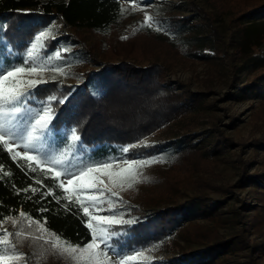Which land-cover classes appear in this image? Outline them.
I'll return each mask as SVG.
<instances>
[{"label": "rangeland", "instance_id": "obj_1", "mask_svg": "<svg viewBox=\"0 0 264 264\" xmlns=\"http://www.w3.org/2000/svg\"><path fill=\"white\" fill-rule=\"evenodd\" d=\"M121 1L125 17L107 35L54 19L49 25L57 47L47 51L65 50L62 59L52 60L63 74L49 68L38 77L24 78L56 79L75 89L85 79V72L105 62L126 61L142 67L156 62V77L171 89L202 93L199 107L134 142L141 148L133 151L136 155L164 162L142 168L141 182L132 187L115 189L121 198L117 211L124 219L150 220L151 215L173 208L176 224L164 237L148 244L128 243L122 237L128 233L116 228L121 235L114 241L118 240V247L126 246L125 251L145 250L147 259L140 264H264V89L245 91L264 74V67L238 58L239 68L234 71L225 53L204 46L211 28L202 19L204 13L210 17L228 52L235 53L244 21L254 16L264 19V10L249 13L257 6L263 9L264 0ZM146 13L155 21L152 27L141 26ZM176 20L185 25L169 29ZM0 54L15 59L24 55V48L7 46ZM254 56L264 58V43ZM68 128L60 129V135H66ZM215 130L222 131L227 141L219 150H214ZM189 144L190 149L185 147ZM59 147L62 141L53 136L42 145V151L56 155ZM121 147L83 144L79 155L100 159L119 155ZM103 179L107 184V177ZM165 221L169 223L170 218ZM22 227L21 237H10L24 254L14 264H72L43 240L32 239L39 235L35 224L28 228L23 218L0 224V229L13 233ZM223 239L230 240L228 249L212 254L209 247ZM111 259L117 257L111 255Z\"/></svg>", "mask_w": 264, "mask_h": 264}, {"label": "trees", "instance_id": "obj_2", "mask_svg": "<svg viewBox=\"0 0 264 264\" xmlns=\"http://www.w3.org/2000/svg\"><path fill=\"white\" fill-rule=\"evenodd\" d=\"M263 10L264 7L261 9L257 6L249 13ZM202 16L211 28L204 46L225 53L234 71L239 68L236 65L238 58L264 67V58L254 56L255 49L264 43V19L254 16L244 21L239 28L237 52L229 53L226 43L213 28L210 17L205 13ZM124 17L125 7L121 0H0V25L8 26L0 31V49L5 46L24 48L33 33L56 18L76 29H88L107 35ZM182 25L185 23L176 20L168 28L175 29ZM46 46L49 50L57 47L54 39H46ZM70 56L68 53L67 58ZM157 64L153 62L142 67L126 61L118 64L105 62L98 69L85 72V79L75 89L73 85L58 83L56 79L38 85V98L55 94L56 101L52 103L55 117L52 124L58 130L76 127L77 134L87 147L101 146L107 149V145L127 146L169 122L176 121L186 112L199 107L202 102V93L175 91L168 83H163L162 79L156 77L159 68ZM248 86L245 91L264 89V74ZM61 99L63 103L59 102ZM215 134L218 138L214 140V150H219L227 141L223 140L222 131L215 130ZM191 146L189 144L185 147L190 149ZM139 149L136 147L133 151ZM21 163L19 159L14 161L7 150H0V217H8V222L22 218L19 213L24 212L33 219L46 218L47 229L73 244L80 242L82 245L90 240L89 230L82 223V217L77 214L74 205L70 211H66L63 200L57 203L52 196L41 197V191L46 190L43 186L52 185L54 181L43 177L39 171L28 172L20 166ZM34 180H42L43 186L35 184ZM29 185L37 187L38 191H22ZM18 189L21 191L17 192ZM55 191L59 195V191ZM151 217L145 221L136 219L133 224L116 228L128 233L122 236L124 241L148 244L153 239L164 237L177 220L173 208ZM168 218L171 224L165 221ZM229 243V239H223L209 247V251L216 254L228 249Z\"/></svg>", "mask_w": 264, "mask_h": 264}, {"label": "snow or ice", "instance_id": "obj_3", "mask_svg": "<svg viewBox=\"0 0 264 264\" xmlns=\"http://www.w3.org/2000/svg\"><path fill=\"white\" fill-rule=\"evenodd\" d=\"M153 23V17L146 13L141 26L152 27ZM7 27L0 25V31ZM157 30H161L159 25ZM45 39H55L51 25L39 28L29 37L24 45L23 56L12 59L0 54V150H7L14 161H22L20 166L28 172L39 171L43 177L52 179L54 184L47 186H43L42 180H34L35 184L46 188L41 191V197L52 196L57 203L63 200L66 211H70L74 205L91 238L82 245L80 242L73 244L67 238H61L47 229L46 218L33 219L24 212H20L19 216L24 219L26 227L36 225L39 235L33 236V240H43L55 254L67 257L72 264H140L147 259L145 250L125 251L126 246L118 247V240L114 241V237L121 235L116 226L134 223L133 220L124 219V214L117 211L121 206V198L115 189L130 188L141 182L142 168L164 161L161 158L136 155L133 152L137 147L135 144L122 146L119 155H108L100 159L79 155L83 141L77 134L76 127L68 128L67 134L61 136L60 131L52 124L55 117L52 103L56 101V95L38 98V85L47 81L24 78L38 77L49 68L63 74V69L52 64V60L62 59V51L65 50L48 52ZM93 95L98 96L99 93ZM59 102L63 103V99ZM53 136L62 141V147L58 148L56 155L42 151V145ZM103 177H107V184ZM143 180L147 181L148 178L143 177ZM97 185L104 187L99 188ZM54 189L59 191V195ZM19 191L21 190L18 189L17 192ZM22 191L36 193L38 188L29 185ZM105 192L110 196H105ZM101 211L111 214H95ZM7 219L6 216L0 217V224ZM23 232V227L14 233L0 229V264H14L23 258L24 254L10 239L21 237ZM110 253L117 259L112 260Z\"/></svg>", "mask_w": 264, "mask_h": 264}]
</instances>
